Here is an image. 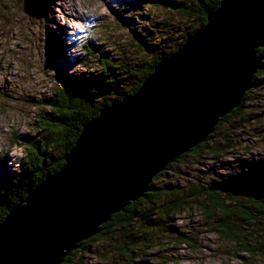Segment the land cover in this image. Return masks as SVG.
<instances>
[{"label": "water", "instance_id": "obj_1", "mask_svg": "<svg viewBox=\"0 0 264 264\" xmlns=\"http://www.w3.org/2000/svg\"><path fill=\"white\" fill-rule=\"evenodd\" d=\"M264 47V0H224L158 61L131 96L85 123L63 165L0 221V264H60L153 177L201 143L252 85ZM264 198V166L210 183Z\"/></svg>", "mask_w": 264, "mask_h": 264}, {"label": "trees", "instance_id": "obj_2", "mask_svg": "<svg viewBox=\"0 0 264 264\" xmlns=\"http://www.w3.org/2000/svg\"><path fill=\"white\" fill-rule=\"evenodd\" d=\"M223 1L182 0L173 5L160 4L177 11L184 22L191 23L189 28L186 27L188 29L184 35L180 36L182 40L179 38L175 42L176 49L173 52L205 24L207 13L217 9ZM35 2L41 6L43 12L46 0ZM135 33L137 38L142 39L140 32ZM141 44L146 49L144 51L152 55L151 60H145L142 66L137 62L117 66L118 63L115 64L113 60L98 56L99 59L95 60L100 62L101 66L98 68L100 71L97 76L57 72L59 89L54 90L50 96L42 95L37 101L48 109L38 113L39 116L35 120L34 126L38 133L34 136L14 133L11 139L13 145L21 144L24 149L27 144V149L24 150L25 154L20 158L15 171H5L0 178V221L13 207L22 204L27 194L47 175L55 173L63 165L64 155L74 144L85 123L97 117L103 107L135 93L151 74L154 65L171 53H155L150 42L147 43L145 39L141 40ZM87 50L89 57H96L89 48ZM257 56L261 57L260 66L254 73L252 85L244 92L240 104L219 119L205 140L157 173L149 184L150 190L144 196L129 202L122 211L112 214L109 221L100 225L98 233L79 242L78 247L65 256L60 264H73L74 257L80 253L95 254L101 259H104L103 254L109 253L112 255L113 263L121 264L115 259V256H118L126 264L128 262L126 257L134 258L136 255L134 250L139 246L143 248L149 246L153 249L160 246L162 236L176 246L182 244L196 249V241L191 234L188 235L183 229L180 230L170 224L178 215L191 213L190 210L200 213L205 221L202 224L203 228L226 242L231 255L240 264H259L260 260H263L264 198L254 200L210 190V183L215 181H209L216 173L213 166L201 171L202 175L197 174L200 171L197 170L194 178V174L191 173L183 176V173L174 167L184 163L189 155L198 159L211 157L222 163V158L231 154L237 147L238 132L243 131L241 127L250 122L248 117L253 114L246 113L244 109L248 92L253 87L260 86L258 76L264 74V47L257 49ZM108 93L114 95L106 96ZM33 133L35 132L31 131V134ZM263 166L264 159H260L256 162H247L245 168ZM241 170L245 169L231 174ZM227 175L229 173L220 176V179ZM153 232L161 235L150 238ZM133 261L132 259V264H143L142 261L134 263Z\"/></svg>", "mask_w": 264, "mask_h": 264}, {"label": "rangeland", "instance_id": "obj_3", "mask_svg": "<svg viewBox=\"0 0 264 264\" xmlns=\"http://www.w3.org/2000/svg\"><path fill=\"white\" fill-rule=\"evenodd\" d=\"M27 1L0 0V178L5 171H15L27 149V144L25 149L21 144H12L14 133H38L35 120L45 107L37 101L59 89L57 72L97 76L101 66L95 60L98 56L113 60L117 66L135 62L142 66L152 55L144 51L141 40L150 42L155 53L173 52L175 42L182 40L180 36L191 25L177 11L160 5L182 0H46L43 12L36 0ZM135 32H140L142 39ZM88 48L96 57H89ZM259 80L260 86L247 95L244 109L253 114L238 132L237 147L222 158V163L211 157L189 155L184 163L174 166L183 176L191 173L194 178L197 170L201 174L213 166L216 173L209 181L219 180L222 175L247 169V162L264 159V74L258 76ZM189 212L178 215L170 224L191 234L196 249L176 246L162 236L160 246H139L134 258L126 257V264H132V259L133 263L143 264H240L226 242L203 228L205 221L200 213ZM157 235L161 234L153 232L150 238ZM103 255L101 259L80 253L73 264H116L111 254ZM115 259L124 264L120 257ZM259 264H264V258Z\"/></svg>", "mask_w": 264, "mask_h": 264}, {"label": "bare ground", "instance_id": "obj_4", "mask_svg": "<svg viewBox=\"0 0 264 264\" xmlns=\"http://www.w3.org/2000/svg\"><path fill=\"white\" fill-rule=\"evenodd\" d=\"M115 214V213H114Z\"/></svg>", "mask_w": 264, "mask_h": 264}]
</instances>
